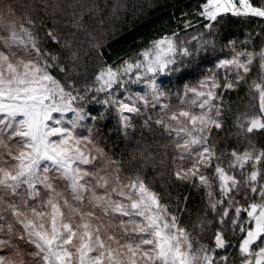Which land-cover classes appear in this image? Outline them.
Wrapping results in <instances>:
<instances>
[{
    "label": "snow or ice",
    "instance_id": "6c2138e0",
    "mask_svg": "<svg viewBox=\"0 0 264 264\" xmlns=\"http://www.w3.org/2000/svg\"><path fill=\"white\" fill-rule=\"evenodd\" d=\"M38 7L0 0V264H264V144L251 139L264 134V0H199L139 50L101 60L82 87V61L103 55L98 0L73 5L66 31ZM227 17L257 22L239 47L220 35ZM209 62L194 84L164 83ZM241 84L256 103L232 121L238 145L220 151L223 96ZM106 116L125 136L143 118L169 138L174 181L203 193L191 225L188 197L173 210L100 146ZM208 227L204 243L197 228Z\"/></svg>",
    "mask_w": 264,
    "mask_h": 264
},
{
    "label": "trees",
    "instance_id": "16d2710c",
    "mask_svg": "<svg viewBox=\"0 0 264 264\" xmlns=\"http://www.w3.org/2000/svg\"><path fill=\"white\" fill-rule=\"evenodd\" d=\"M12 2L28 5L35 3L39 6L37 8L39 12L45 11L43 5L47 4V11L51 13L55 10L56 15L54 17L49 15L44 19L49 24L55 20L60 29L66 31V26L72 14V6L80 3V0H12ZM198 2L199 0H98L99 11L103 12L104 21V27L99 29L102 34L101 43L103 45L100 51L103 55L97 57L95 53H92L87 60L82 61L79 68V86L84 85L92 74V69L101 60L111 63L119 57L139 50L150 39L174 28V16L179 17L182 12L192 11ZM114 4L120 6L116 12L112 11ZM256 23L254 20L242 21L227 17L222 21L223 26L220 27V35H227L229 40H235L239 47L248 38L246 33L252 31ZM43 34V31H41L40 35L42 37ZM262 42H264V37L256 39V47L258 48ZM212 67L213 64L210 62L202 64L198 69L189 67L186 69L188 74L180 79L178 85L175 77H173L171 85L167 80L164 83L175 91L176 86L182 88L185 83H196L200 76L207 73ZM256 70L254 69L253 75H255ZM223 99L225 127L220 132H213L214 141L220 151L230 150L231 147L238 145L239 142L234 135L235 129L231 126L232 121L237 113L256 103L250 97L245 84H241L236 90L224 94ZM95 108L96 111L92 113L93 115H98L99 112L104 110L99 105H96ZM88 123L91 125V121ZM94 128L97 132V141L108 155L114 159L122 160L124 168L129 171L139 169L146 182L162 194L165 202L170 203L173 210H175L177 204L183 209L184 198L188 197V211L184 212L182 223L192 224L199 214L198 210L202 207L203 193L191 184L174 181V177L171 176L175 167L172 162L174 153L169 138L162 135L161 130L145 128L143 118H138L135 122V129H129V134L125 136L117 130L116 120L110 116L98 120ZM85 133L87 134L86 130ZM251 139L257 148L264 144V134H254ZM146 147L151 148L152 156V159L147 161L141 158V152ZM176 214L181 215L179 212ZM209 221H212L211 216H209ZM213 231L214 229L211 227L206 228L204 232H200L197 228L196 235L202 239V242L207 243L211 239ZM232 243H235V241H232ZM21 246L23 247V245ZM229 251H231V248ZM219 254L224 255L223 252Z\"/></svg>",
    "mask_w": 264,
    "mask_h": 264
},
{
    "label": "rangeland",
    "instance_id": "374dc122",
    "mask_svg": "<svg viewBox=\"0 0 264 264\" xmlns=\"http://www.w3.org/2000/svg\"><path fill=\"white\" fill-rule=\"evenodd\" d=\"M86 130V129H85ZM85 130H84V132H85ZM86 134V133H85ZM176 163H179V161H176ZM61 187H63V186H61ZM117 223H118V221H117ZM219 255H221V254H219Z\"/></svg>",
    "mask_w": 264,
    "mask_h": 264
}]
</instances>
